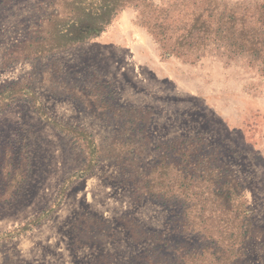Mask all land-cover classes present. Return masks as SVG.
<instances>
[{"label":"rangeland","instance_id":"1","mask_svg":"<svg viewBox=\"0 0 264 264\" xmlns=\"http://www.w3.org/2000/svg\"><path fill=\"white\" fill-rule=\"evenodd\" d=\"M94 3L0 0V264H264V69L167 53L134 6L57 48Z\"/></svg>","mask_w":264,"mask_h":264},{"label":"trees","instance_id":"2","mask_svg":"<svg viewBox=\"0 0 264 264\" xmlns=\"http://www.w3.org/2000/svg\"><path fill=\"white\" fill-rule=\"evenodd\" d=\"M89 4L87 24H81L79 36L69 37V31L59 30L56 47L61 43L77 44L85 41L90 32H99L112 18L128 6L142 8L141 19L153 39L167 53L198 52L216 41L227 49V56L249 59L250 63L264 69V5L253 12H219L212 0H170L157 7L148 0H96ZM191 6V7H190ZM94 7V9L92 8ZM145 10V11H144ZM207 14L208 16H204ZM216 16L212 22L208 18ZM75 26V25H74ZM213 36V37H212ZM212 37V38H211ZM17 84L0 87V112L20 95ZM23 90V89H22Z\"/></svg>","mask_w":264,"mask_h":264}]
</instances>
